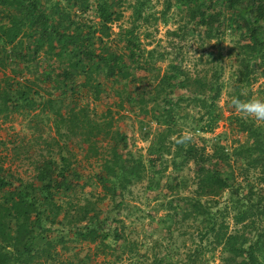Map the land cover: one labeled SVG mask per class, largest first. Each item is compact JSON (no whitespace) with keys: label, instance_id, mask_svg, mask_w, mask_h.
<instances>
[{"label":"rangeland","instance_id":"obj_1","mask_svg":"<svg viewBox=\"0 0 264 264\" xmlns=\"http://www.w3.org/2000/svg\"><path fill=\"white\" fill-rule=\"evenodd\" d=\"M55 1L42 0L48 5ZM96 2L90 0L86 14L72 9L77 24L98 25ZM115 9L121 16L111 36L97 33L92 48L104 55L121 54L132 72L128 79L108 76L102 67L97 74L100 88L83 86L84 79L78 76L79 93L72 97L62 94L58 83L68 57L61 61L40 54L31 61L13 58L28 53L27 41L7 47L13 61L8 60L6 69L0 67V179L7 184L0 186V201L12 190L27 191L38 218H32L36 220L32 243L23 245L11 264H232L229 254L211 245L214 236H202L209 219L195 213L193 205H205L207 212L225 217L231 227L233 213L226 210L232 188L244 202L258 201L264 207V123L241 118L230 104L233 97L264 100V58L241 48L245 41L240 32L231 31L232 13L227 10L224 19L230 27L220 38L208 39L204 28L195 27L187 16L186 5L176 0H118ZM131 37L140 42L135 58L126 48ZM186 77L215 80L220 87L215 108L219 120L211 132L200 131L208 116L188 101L189 95L201 91L181 85ZM18 81L36 90L31 96L37 108L32 111L3 104L2 92ZM208 94L213 91L201 96ZM169 101L171 127L154 119L169 108ZM75 104L88 107L100 124H109L93 145L69 133L62 120ZM241 124L256 135L243 132ZM185 132L194 142L182 146L177 140ZM189 145L204 147L208 154H228L218 164L232 188L199 187L197 166L185 152ZM116 154L119 164L139 166L140 178L125 187L116 169L117 177L101 178L109 171L106 162L117 168ZM49 159L56 160L64 174L75 172L78 186L54 196L48 193L37 174ZM97 219L110 236L91 242L78 235ZM11 226L13 232L14 222Z\"/></svg>","mask_w":264,"mask_h":264},{"label":"trees","instance_id":"obj_2","mask_svg":"<svg viewBox=\"0 0 264 264\" xmlns=\"http://www.w3.org/2000/svg\"><path fill=\"white\" fill-rule=\"evenodd\" d=\"M176 1L186 5L189 10L187 16L195 27L204 28L206 38H220L230 25H234L231 31L240 32L242 40L245 41L241 48L251 56L264 58V0ZM61 2L65 5L61 6ZM96 4L99 23L97 26H87L80 22L77 24L75 13L78 11L80 14H86L90 8V0H57L51 5L42 2V0H0V12H2L0 15L1 69H6L8 60L12 59L13 61V58L17 57H27L31 61H37L40 54L56 56L59 60L68 57L65 60L68 67L62 69L58 83L60 81L61 93L69 94L72 97L75 96V93H79L78 90L75 91V79L78 76L84 79L83 86L94 90L99 89L100 82L97 79V74L102 67L106 68L108 76H117L122 79L131 77L132 72L128 69L126 62L122 60L121 54L111 52L104 55L92 48L96 34L99 33L102 38H109L112 34V26L121 16L115 9L118 0H97ZM217 5L219 9L215 10ZM72 9H76V12H72ZM225 10L232 13L230 25H226L225 13H223ZM132 32L129 31V33ZM25 41L28 42V53L22 55L20 52L15 57L7 53L8 46L13 45V48H16V45L26 44ZM139 46L140 42L133 40L132 37L127 40L126 48L130 49L129 57H137ZM30 50H32V54H30ZM14 53L16 54V52ZM203 79L198 78L192 81L186 77L181 81V85H187L190 90L194 86H197L196 89H200V93L189 95L188 101L198 105L205 111L204 115L208 116L207 121L200 126V131L211 132L218 125L219 116L215 113V108L221 91L215 80L211 81L212 85H210ZM168 80L169 78H167ZM206 90H212L213 94L202 97L201 95ZM35 92L36 90L27 82L18 81L14 88L11 87L3 91L1 98L7 109L32 111L37 108V103L31 96ZM170 103L169 101V108H163L160 115H154L156 121L163 125H169V127H171L170 121H172L170 120L172 117ZM1 110L3 109H0V112ZM62 120L67 123L69 133L75 137H82L89 145H93L109 127L107 122L100 124L92 118L88 107H79L78 104H75L65 117L62 116ZM199 121H203V115ZM241 125L240 129L243 132L248 131L250 136L256 135L254 129L247 127L246 124ZM244 150L250 151L249 148ZM185 152L197 166L199 187L202 189L214 186L232 188V184L229 182L230 177L223 175L218 164L225 157L228 159V154H225L224 151L208 154L204 147L196 145H189ZM215 158L216 160L212 162ZM64 159L62 158V160ZM259 160L261 161L260 158ZM114 162L118 165L117 168L106 162L104 166L109 171L104 173L102 179L107 180L108 175L117 177L115 169L122 174L120 182L122 187L131 183L132 179L140 178L138 165L135 167L119 164L120 160L117 154ZM56 163V160H47L43 167L39 168L37 174V180L43 183L42 187L52 196L63 191H70L78 186V182L75 181L78 175L75 172L64 174ZM3 185L7 184L4 179H0V186ZM28 195L27 191L12 190L0 201V264H11L15 254H22V246L32 243V225L36 223V220L34 221L32 218L33 216L38 218L36 217V203ZM193 207H195V213L209 219V225L205 228L202 236H214L211 245L219 246L222 252L229 254L228 259L232 264H264V207H261V202H244L238 190L232 188L231 200L227 205L226 213H233V227L225 217L220 218L207 212L205 205L195 203ZM12 222L15 227L13 232ZM118 233L119 230L116 228L115 235L119 236ZM78 235L91 242H96L99 239L104 240L110 236L99 219L96 223L86 224L83 229L79 230ZM10 247L12 251H10Z\"/></svg>","mask_w":264,"mask_h":264},{"label":"clouds","instance_id":"obj_3","mask_svg":"<svg viewBox=\"0 0 264 264\" xmlns=\"http://www.w3.org/2000/svg\"><path fill=\"white\" fill-rule=\"evenodd\" d=\"M230 104L241 118L257 123H264V100L256 97L247 100L233 97ZM192 142H194V137L189 132L183 133L177 140V143L182 146H187Z\"/></svg>","mask_w":264,"mask_h":264}]
</instances>
